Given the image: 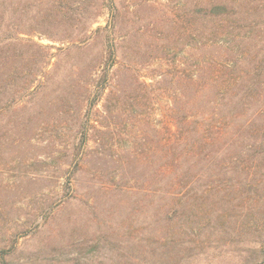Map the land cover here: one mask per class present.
Masks as SVG:
<instances>
[{"label":"rangeland","instance_id":"obj_1","mask_svg":"<svg viewBox=\"0 0 264 264\" xmlns=\"http://www.w3.org/2000/svg\"><path fill=\"white\" fill-rule=\"evenodd\" d=\"M111 1L8 2L0 264H264V0ZM220 3L248 38L207 51ZM207 53L236 63L231 142L159 194L155 150L203 109Z\"/></svg>","mask_w":264,"mask_h":264},{"label":"trees","instance_id":"obj_2","mask_svg":"<svg viewBox=\"0 0 264 264\" xmlns=\"http://www.w3.org/2000/svg\"><path fill=\"white\" fill-rule=\"evenodd\" d=\"M9 1L0 0V31L3 26L7 30L12 27V30L18 32V37L13 38L10 33L0 41V46L11 43L13 39L21 40L19 35L24 30V28H20V24L12 25L11 20L9 21ZM109 7L112 13H116L118 10L114 0L111 1ZM204 11L206 14L203 18L206 26L204 31L205 50L217 47L223 49L221 45L223 43L229 44V48H234L236 43L239 46L246 43L248 37L247 34H243L245 26L241 23L245 22V18L242 15L233 21L230 17L233 15L235 17L238 13H230L227 6L221 3L211 6V8L207 7ZM210 24L212 27H209ZM111 50V58L115 59L114 44ZM241 57L246 61L247 52L243 50ZM235 67L236 63L225 58L224 55L214 58L211 54H206L201 68L205 78L201 91L203 109L200 110L199 116L191 113L185 118L184 133L175 131L172 136L174 141L168 148L155 150L157 159L155 168H153L154 182L159 194L183 196L187 189L181 184L184 176L194 167H198L203 162H209L210 158L217 156L218 152L211 153L210 148H223L231 142L229 132L233 128L234 90L239 83L238 78L233 76ZM95 88L94 100L98 101L108 89H114V85L111 80L106 78L102 83L99 82ZM92 121L98 123L97 120Z\"/></svg>","mask_w":264,"mask_h":264}]
</instances>
